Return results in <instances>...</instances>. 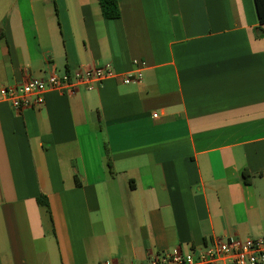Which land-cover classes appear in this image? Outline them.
I'll return each instance as SVG.
<instances>
[{"label":"crops","instance_id":"obj_1","mask_svg":"<svg viewBox=\"0 0 264 264\" xmlns=\"http://www.w3.org/2000/svg\"><path fill=\"white\" fill-rule=\"evenodd\" d=\"M118 4L106 19L99 0H0V86L83 65L118 74L40 108L0 102V264H142L264 237L253 0ZM135 60L142 80L124 83Z\"/></svg>","mask_w":264,"mask_h":264},{"label":"built area","instance_id":"obj_2","mask_svg":"<svg viewBox=\"0 0 264 264\" xmlns=\"http://www.w3.org/2000/svg\"><path fill=\"white\" fill-rule=\"evenodd\" d=\"M131 73L120 75L124 83L142 80L145 63L135 60ZM118 76L109 64L83 65L73 72L58 73L52 70L46 77L27 75L20 83L0 86V102H8L20 112L23 109L40 108L45 104V94L60 91L75 95L81 89L88 91L101 87L110 77ZM101 264H135L113 260ZM142 264H264V237L241 239L238 236L215 237L211 243L187 253L151 254Z\"/></svg>","mask_w":264,"mask_h":264},{"label":"trees","instance_id":"obj_3","mask_svg":"<svg viewBox=\"0 0 264 264\" xmlns=\"http://www.w3.org/2000/svg\"><path fill=\"white\" fill-rule=\"evenodd\" d=\"M256 15L260 27L264 25V0H253ZM100 8L102 11V15L106 19H116L120 17V8L118 4V0H99ZM244 176L246 174L244 173ZM43 202V200H39Z\"/></svg>","mask_w":264,"mask_h":264}]
</instances>
